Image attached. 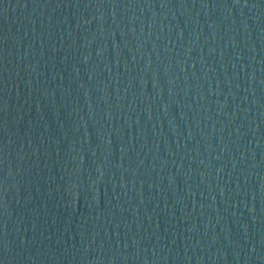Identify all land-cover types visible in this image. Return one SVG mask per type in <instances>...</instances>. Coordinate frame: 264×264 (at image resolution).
Masks as SVG:
<instances>
[{"label": "water", "instance_id": "95a60500", "mask_svg": "<svg viewBox=\"0 0 264 264\" xmlns=\"http://www.w3.org/2000/svg\"><path fill=\"white\" fill-rule=\"evenodd\" d=\"M0 264H264V0H0Z\"/></svg>", "mask_w": 264, "mask_h": 264}]
</instances>
